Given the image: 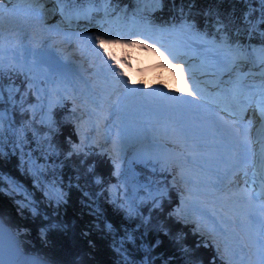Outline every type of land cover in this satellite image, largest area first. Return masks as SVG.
Listing matches in <instances>:
<instances>
[{
    "label": "snow or ice",
    "instance_id": "1",
    "mask_svg": "<svg viewBox=\"0 0 264 264\" xmlns=\"http://www.w3.org/2000/svg\"><path fill=\"white\" fill-rule=\"evenodd\" d=\"M0 264H264V0H0Z\"/></svg>",
    "mask_w": 264,
    "mask_h": 264
},
{
    "label": "bare ground",
    "instance_id": "2",
    "mask_svg": "<svg viewBox=\"0 0 264 264\" xmlns=\"http://www.w3.org/2000/svg\"><path fill=\"white\" fill-rule=\"evenodd\" d=\"M116 54L119 55L118 53H116ZM138 59H139V57H134L133 58L134 61H138ZM135 64L132 63V67L131 68H134V67H137V66H141V65H146V64H141V63H138V62H135ZM147 66H149V65H147ZM164 72H166V74H168L167 69L165 71H163V73ZM168 75H170V74H168ZM157 76H158V74H155V77H157Z\"/></svg>",
    "mask_w": 264,
    "mask_h": 264
}]
</instances>
